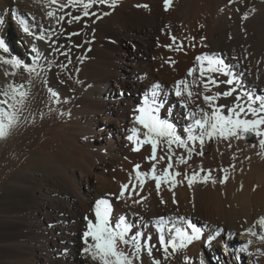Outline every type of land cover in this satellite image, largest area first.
I'll list each match as a JSON object with an SVG mask.
<instances>
[{"label":"bare ground","instance_id":"1","mask_svg":"<svg viewBox=\"0 0 264 264\" xmlns=\"http://www.w3.org/2000/svg\"><path fill=\"white\" fill-rule=\"evenodd\" d=\"M53 8L48 0H0V39L11 45L8 53L0 50V57L15 56L30 63L35 44L44 57L39 63L46 68L29 84L23 68L0 63V90L10 91V84L23 83L29 92L19 123L0 139V264H98L82 252V236L87 220L95 221L94 205L101 198L111 201L113 224L124 216L133 233L151 236L152 257L161 264H186V258L200 264L205 251L223 240L234 245V254L248 252L252 241L261 242L262 213L252 198L262 191L264 200V148L255 135L206 140L202 156L196 154L197 143L184 164L177 162V156L187 157L186 150L173 144V171L181 173L175 186L170 189L162 182L157 191L148 179L143 190L137 186L130 198L127 192L124 200L116 197L121 184L129 182V174L135 176V165L147 172L156 163L146 159L151 156L150 144L134 151L135 144L128 140L133 128L143 136L144 130L134 122L138 115L134 110L154 85L160 86L158 99L163 102L159 117L184 138L190 121L174 85L186 77L198 55L220 57L241 82L242 88L236 85L241 95L247 90L264 96V0H172L167 11L164 0H117L115 8L89 9L102 18L83 17L80 7L57 11V16L65 17L59 23L46 15ZM245 13L247 20L242 19ZM77 15L82 18L72 20ZM18 17L25 18L37 34L46 30V39L27 35ZM210 87L208 95L230 86ZM49 89L58 96L51 97ZM235 96L221 97L217 103L230 106ZM193 100L190 109L205 107L202 98ZM161 155L167 156L163 142L157 148V157ZM166 163L167 159L156 163L158 173ZM201 168L202 176L211 170L216 183L205 184L198 177L189 187L184 174L191 176ZM75 191L83 208L75 202ZM137 200L143 202L134 203ZM161 217L177 227L186 228V221L191 222L209 237L164 260L156 224ZM217 229L223 231L207 243ZM249 229L258 231V238ZM235 238L238 246L233 244ZM142 260L152 264L146 252Z\"/></svg>","mask_w":264,"mask_h":264},{"label":"snow or ice","instance_id":"2","mask_svg":"<svg viewBox=\"0 0 264 264\" xmlns=\"http://www.w3.org/2000/svg\"><path fill=\"white\" fill-rule=\"evenodd\" d=\"M243 2V0H241ZM49 6L54 5L55 8L49 10L46 15L49 19H55L57 23L63 21V15L57 16V11H63L69 7H80L83 17L98 16L97 13L90 12L94 5L107 6L115 8L117 0H66V3H61L60 0H48ZM172 4V0H164V8L167 11ZM138 7L148 8V5H138ZM252 12L255 9L251 10ZM70 15V13H69ZM103 15H109L104 12ZM248 13L243 14L242 19L247 20ZM82 17L77 15L73 16L72 20L79 21ZM98 18H102L98 16ZM34 20L35 18L32 17ZM72 20L68 22L71 23ZM17 22L21 29L29 36L35 39L45 40L46 30L41 31L39 34L32 31L25 18L18 17ZM71 35H79V33H72ZM173 42L176 38L172 37ZM171 50V45H167ZM183 45H178L176 50L179 51ZM0 50L8 53L10 49L6 46L5 42L0 39ZM32 55L30 63H25L15 56L10 59L0 57V63L11 65L14 68H23L29 75L28 83L31 84L32 79L41 77L46 68L39 63L44 59L43 54L33 44L30 49ZM67 55V53H62ZM83 59V58H81ZM196 64L190 68L184 79L178 80L174 85V94L177 98L183 97L180 106L186 109V120L190 121L187 127L183 130L186 133V138L179 134L174 125L167 120L159 117V112L163 107V102L158 99V91L160 86L154 85L149 94L143 98L142 104L134 111L138 115L134 116V122L139 124L144 130L141 138L140 130L137 128L131 129L132 135L128 136L129 141H133L135 147L134 151H139L143 144L151 145V156L146 157L149 162L155 161L159 163L167 159L165 167L158 173L156 163L147 172L140 171V165L134 166L133 174H129V182L121 184V190L116 197L118 200H124L126 192L131 194L136 193L137 186L143 190L144 184L148 179L155 182L156 190L159 191L161 183L169 185L171 189L178 182L175 179L180 176L179 171H173L174 163L173 156L176 153L173 151L172 145L178 148H183L187 152V157L180 155L177 156V162L180 164L187 163L191 159L196 150L197 143L199 144L200 151L196 152L197 155H203V146L206 140L224 139L230 140L232 138L241 139L247 138L249 134L255 135L259 138V146L264 148V96H256L253 93L244 90L242 95L240 88L241 82L236 78L235 74L229 69L224 61L215 54H201L195 58ZM174 63V61H169ZM8 73H6L7 75ZM215 74V75H213ZM15 75V73H12ZM216 76L228 77L226 80H218ZM192 78V79H189ZM221 83L229 85V89L221 92L208 95L206 93L212 92L211 86L218 87ZM236 85H240L238 88ZM194 88L202 89L200 92L193 91ZM9 90H0V139L6 138L9 130L15 127L20 121V115L23 111L26 99L29 92L25 89V84L19 85L10 84ZM51 97H57L58 93L49 89ZM236 96L229 105H220L217 103L221 97L227 98ZM202 98L205 107L196 106L194 109L189 108V102L195 103L193 97ZM225 109L227 114H225ZM252 118H247L248 116ZM164 143L167 148V156L161 155L157 157L158 145ZM255 147V145H253ZM234 167V166H233ZM205 170L200 169L199 172H193L191 176L184 174L189 187L196 182L213 183L216 181L211 178V170H207V175H201ZM223 177V182L228 180L227 170ZM133 179L136 183L133 184ZM142 200L134 201V203H142ZM112 204L107 198H101L95 202L94 213L95 221L87 220V230L83 233L82 239L85 247L82 249L83 253L90 255L93 261L98 264H143L142 256L146 252L149 258H152V264H161L160 260L152 257L153 245L151 244V236L145 237L143 232H132L133 225L129 224L124 216L117 218L115 224L112 222ZM87 219V218H86ZM259 223L264 225V218ZM157 230L159 232V244L163 251V259L167 260L170 255L174 254L180 249L186 248L192 242L202 238V230L191 222H187V227H177L172 221H165L161 217L156 221ZM170 224L171 227L167 228L168 238H165V225ZM190 230V231H189ZM223 230L217 229L216 234L210 237L207 243H211L216 235H219ZM252 235H257L253 229H249ZM91 239V242H89ZM260 239L264 241V236ZM121 245L124 247L122 248ZM171 248V252H169ZM187 264V258H186ZM200 264H204L201 260Z\"/></svg>","mask_w":264,"mask_h":264},{"label":"rangeland","instance_id":"3","mask_svg":"<svg viewBox=\"0 0 264 264\" xmlns=\"http://www.w3.org/2000/svg\"><path fill=\"white\" fill-rule=\"evenodd\" d=\"M7 47L10 49L11 45L7 43ZM258 193L259 194H257V196L255 195L253 196L252 200L255 204L259 205V211L260 213H262L261 214L262 218H264V206H263L264 200H263V195L261 194L262 191H259ZM80 199H81L80 195H78V193H76L75 191V202L77 201L76 203L79 206V208H83L84 204L82 199L81 200ZM91 212L88 211L87 213V216L89 218L92 216ZM256 233L257 235L255 236V238H258V231ZM235 235L238 237L239 233H235ZM207 237H209V235L207 234V232L203 230L201 239L205 240ZM223 242L219 243V245L213 247L212 249L205 251L206 253L202 257L205 264H264V241L261 242H258V240L255 242L252 241L249 244L248 252L246 251L244 253H237V254L236 252L235 254L232 253V250L234 249L233 247L234 245L230 246L229 241L225 242L223 240ZM233 244H235V246H238L239 244L238 239L236 238L233 239ZM195 263H196V259L188 258L187 264H195Z\"/></svg>","mask_w":264,"mask_h":264}]
</instances>
